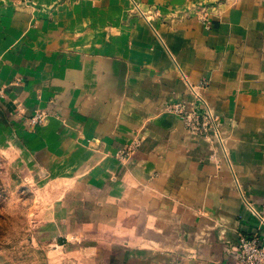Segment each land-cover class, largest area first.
<instances>
[{
	"label": "crops",
	"instance_id": "0c3cea01",
	"mask_svg": "<svg viewBox=\"0 0 264 264\" xmlns=\"http://www.w3.org/2000/svg\"><path fill=\"white\" fill-rule=\"evenodd\" d=\"M14 2L0 0V28L24 33L14 65L22 105L30 112L54 99L60 117L46 132L60 152L72 149L63 159L78 170L87 161L88 180L119 194L135 242L127 261L235 264L231 244L264 234V0ZM196 6L213 11L210 31L196 18L175 20ZM204 78L226 148L193 140L178 117L162 113ZM143 126L148 144L129 163L79 156L82 138L124 144Z\"/></svg>",
	"mask_w": 264,
	"mask_h": 264
},
{
	"label": "rangeland",
	"instance_id": "374dc122",
	"mask_svg": "<svg viewBox=\"0 0 264 264\" xmlns=\"http://www.w3.org/2000/svg\"><path fill=\"white\" fill-rule=\"evenodd\" d=\"M14 4L35 8L34 0ZM132 9L150 24L155 20L154 12ZM213 14L208 6H196L175 20L196 18L210 31ZM23 35L0 28V264H130L126 253L135 242L127 238L131 218L115 202L119 194L104 182L88 180L93 166L87 161L84 170L74 169V162L63 159L72 155L70 146L60 152L59 139L46 132L60 117L56 101L31 107L30 112L22 105L18 93L22 81L14 65H20ZM209 88L205 78L190 84L183 98L169 101L162 113L178 117L193 140L226 148L221 117L208 104ZM148 140L146 126L133 130L124 144L109 145L98 136L82 138L79 156L91 152L129 163Z\"/></svg>",
	"mask_w": 264,
	"mask_h": 264
},
{
	"label": "built area",
	"instance_id": "2783aa9c",
	"mask_svg": "<svg viewBox=\"0 0 264 264\" xmlns=\"http://www.w3.org/2000/svg\"><path fill=\"white\" fill-rule=\"evenodd\" d=\"M229 253L235 264H264V234L241 236L231 244Z\"/></svg>",
	"mask_w": 264,
	"mask_h": 264
}]
</instances>
